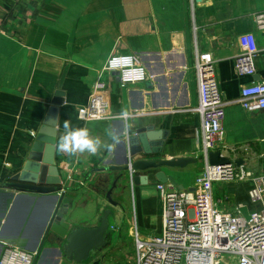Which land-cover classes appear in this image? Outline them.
Wrapping results in <instances>:
<instances>
[{"label":"crops","instance_id":"obj_1","mask_svg":"<svg viewBox=\"0 0 264 264\" xmlns=\"http://www.w3.org/2000/svg\"><path fill=\"white\" fill-rule=\"evenodd\" d=\"M260 11L264 0H0V187L27 162L56 100L60 103L57 141L64 134L65 120L73 128H86L99 141L96 155L61 153L56 147L70 227L97 226L105 210L112 209L110 240L99 252L100 264L117 245L122 225L135 242L136 236L147 240L160 234L162 202L157 184L162 181L155 173L164 171L165 183L193 193L205 166L201 117L194 110L199 103L197 49L213 54L219 89L227 101L224 139L213 152L259 174L264 110H247L239 99L244 86L264 81V31L256 28L253 19ZM248 46L257 50L256 72L240 75L236 59ZM112 55H133L146 68L147 80L122 86L117 72L105 70ZM98 80L107 85L108 116L85 121L79 108L89 104ZM122 111L126 117L120 115ZM140 127L147 128L150 149L163 141L159 154L142 152L136 159L191 160L184 167L130 169L113 189L118 172L102 168L123 161V141ZM131 175L143 181L133 183ZM229 183L218 186L219 192L230 189L217 195V206L226 211L248 206L251 182ZM111 189L117 205L107 197ZM251 204L258 206L255 210L261 207ZM8 228L11 233L18 230L15 224ZM141 228L151 235H142ZM57 246L47 244L49 249L37 264H89L60 259Z\"/></svg>","mask_w":264,"mask_h":264},{"label":"built area","instance_id":"obj_2","mask_svg":"<svg viewBox=\"0 0 264 264\" xmlns=\"http://www.w3.org/2000/svg\"><path fill=\"white\" fill-rule=\"evenodd\" d=\"M253 19L256 28L264 31V11L255 13ZM256 55L255 47L248 46L236 59L237 73L254 75ZM105 70L117 72L122 86L147 80L146 68L133 55H112ZM195 71L199 103L194 110L201 117L204 170L195 179L193 193L180 191L173 183L157 184L162 202L161 232L147 240L136 236V255L128 264H222L225 254L234 255L235 264H264V164L261 173L256 174L231 160L210 163V153L224 139L227 101L219 89L211 52L197 49ZM106 88L104 81L95 82L89 104L79 108L81 119L107 118ZM239 102L250 111L264 110V81L244 86ZM234 181L251 182L250 200L261 206L249 219L242 216V205L236 211H226L214 201L213 184ZM35 257L36 252L8 245L0 264H35Z\"/></svg>","mask_w":264,"mask_h":264},{"label":"water","instance_id":"obj_3","mask_svg":"<svg viewBox=\"0 0 264 264\" xmlns=\"http://www.w3.org/2000/svg\"><path fill=\"white\" fill-rule=\"evenodd\" d=\"M59 104L55 100L49 109L21 171L0 187V256L5 244H10L36 252L34 263L37 264L49 249L46 245L56 244L58 246L54 249L60 259L63 256L67 262L84 263L90 261L109 243L112 209L105 210L99 224L94 227L72 229L65 219L70 206L65 193L60 192L62 179L55 155ZM147 137L150 135L147 134L146 127L136 128L123 141V161L102 168L103 171L118 172L113 189L120 179L129 176L130 169L137 172L158 170L162 167H184L191 160L180 157L167 160L136 159L142 152L146 155L160 153L163 140L158 141L157 148L150 149ZM209 158L211 164L230 162V159L221 157L219 151L211 152ZM155 177L162 182H166L168 178L164 171H157ZM169 179L174 182L172 177ZM139 181L143 179L135 175L133 183ZM113 189L107 193V197L111 203L117 205L112 199ZM12 224L18 226L15 233L8 232V226ZM93 264L100 263L96 261Z\"/></svg>","mask_w":264,"mask_h":264},{"label":"rangeland","instance_id":"obj_4","mask_svg":"<svg viewBox=\"0 0 264 264\" xmlns=\"http://www.w3.org/2000/svg\"><path fill=\"white\" fill-rule=\"evenodd\" d=\"M230 157H231V159L233 158L232 155H230ZM259 160H260V163H261V166H262L263 163H264V159H259ZM260 173H261V171L259 172V174ZM230 184H232V183H229V182L217 183L216 182V183L213 184L214 201L218 202L217 195L220 196V194L222 195L223 192H226V193L229 192L230 187L229 188H227V187ZM218 186H227L226 187L227 189H226V191L224 189L223 191L219 192L217 190L218 189ZM132 201H133V198H132ZM246 203L248 204V206L247 205H243L240 208V211H241L242 216H244V218L249 219L250 216H251V213L253 212L252 210L255 211V209L258 206L255 205V204L254 205L251 204L250 201H247ZM230 208H233V207H230ZM132 219L134 220V213L132 215ZM119 228H120L121 231L119 233V239H118L117 245L114 246L112 248V250H110V252L107 254V258L101 264H128V262L130 261L131 257L134 258V256L136 255V242H135V237L133 235L132 236H129L128 235V232L126 230L123 231L124 229H127V226L126 225H122V228L121 227H119ZM140 233L142 235L147 234V236L149 234L151 235L150 232L145 231L142 228L140 229ZM100 255L101 254H99L98 256H100ZM93 260H97V259L95 258ZM235 262L236 261H235L234 255H232V254H225V257H224V259L222 261V264H235ZM91 263L92 262H89V264H91Z\"/></svg>","mask_w":264,"mask_h":264},{"label":"clouds","instance_id":"obj_5","mask_svg":"<svg viewBox=\"0 0 264 264\" xmlns=\"http://www.w3.org/2000/svg\"><path fill=\"white\" fill-rule=\"evenodd\" d=\"M120 115L126 117L127 113L122 111ZM63 128L64 134L60 136L56 143L58 151L73 155L85 152L92 155L97 154L99 150V141L93 139L86 128H73L68 120H65ZM107 147L108 151L111 152L112 146L108 145Z\"/></svg>","mask_w":264,"mask_h":264},{"label":"flooded vegetation","instance_id":"obj_6","mask_svg":"<svg viewBox=\"0 0 264 264\" xmlns=\"http://www.w3.org/2000/svg\"><path fill=\"white\" fill-rule=\"evenodd\" d=\"M98 254H99V252H97L96 254H95V256H93V258L90 260V261H88V262H92L91 264H93L94 262H96V261H98V260H100L101 259V256L95 261V260H93V259H95L96 258V256H98ZM103 256V255H102ZM64 258V257H63ZM88 262H84V263H88Z\"/></svg>","mask_w":264,"mask_h":264}]
</instances>
